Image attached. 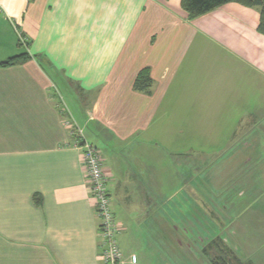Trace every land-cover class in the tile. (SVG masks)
Masks as SVG:
<instances>
[{
	"label": "crops",
	"instance_id": "obj_1",
	"mask_svg": "<svg viewBox=\"0 0 264 264\" xmlns=\"http://www.w3.org/2000/svg\"><path fill=\"white\" fill-rule=\"evenodd\" d=\"M181 1L0 0V264L104 263L80 141L120 264H264L261 9Z\"/></svg>",
	"mask_w": 264,
	"mask_h": 264
},
{
	"label": "built area",
	"instance_id": "obj_2",
	"mask_svg": "<svg viewBox=\"0 0 264 264\" xmlns=\"http://www.w3.org/2000/svg\"><path fill=\"white\" fill-rule=\"evenodd\" d=\"M25 43V38L21 37ZM83 164L86 177L90 183L92 197L95 200L96 215L98 218L99 231L102 236V256L103 264H120L122 252L118 242V234L121 225L116 220L111 205L109 191V172L100 149L84 141L83 144Z\"/></svg>",
	"mask_w": 264,
	"mask_h": 264
},
{
	"label": "trees",
	"instance_id": "obj_3",
	"mask_svg": "<svg viewBox=\"0 0 264 264\" xmlns=\"http://www.w3.org/2000/svg\"><path fill=\"white\" fill-rule=\"evenodd\" d=\"M167 1V0H164ZM238 3L246 7H260V19L257 26V30L264 35V0H182L181 6L188 14V17L190 19L197 18L201 15H204L218 7H221L223 5H226L228 3ZM25 54H22L20 56L12 57L8 59L7 61L0 62L1 65H8L12 64L15 61L24 59ZM152 78L150 76V70L149 68H145L140 71V73L137 75L136 81H135V87L138 89H145L151 86L152 84ZM81 144L84 143V141H80ZM229 264L225 260L220 261L219 264Z\"/></svg>",
	"mask_w": 264,
	"mask_h": 264
},
{
	"label": "rangeland",
	"instance_id": "obj_4",
	"mask_svg": "<svg viewBox=\"0 0 264 264\" xmlns=\"http://www.w3.org/2000/svg\"><path fill=\"white\" fill-rule=\"evenodd\" d=\"M119 246H120V245H119ZM208 250H210V249L208 248ZM226 262H228L229 264H237V262H235V261H230V260H229V261L226 260ZM224 264H225V262H224Z\"/></svg>",
	"mask_w": 264,
	"mask_h": 264
}]
</instances>
